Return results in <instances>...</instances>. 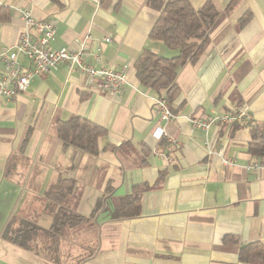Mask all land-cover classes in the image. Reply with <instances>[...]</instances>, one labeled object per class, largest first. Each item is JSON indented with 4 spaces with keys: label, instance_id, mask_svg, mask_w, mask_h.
I'll return each instance as SVG.
<instances>
[{
    "label": "crops",
    "instance_id": "crops-1",
    "mask_svg": "<svg viewBox=\"0 0 264 264\" xmlns=\"http://www.w3.org/2000/svg\"><path fill=\"white\" fill-rule=\"evenodd\" d=\"M213 1L224 13L198 60L179 70L175 117L164 120L156 100L166 93L143 86L135 62L145 50L165 57L180 50L150 36L160 16L151 0H0V51L16 49L29 10L55 22L54 49L85 41L90 62L124 69L129 81L112 94L63 63L12 98L0 95V264H264L239 259L241 246L264 245V161L249 152L252 127L264 133V0H240L229 11V0ZM19 62L29 66L24 55ZM5 71L0 55V78ZM241 105L251 124L207 135L190 122ZM73 115L107 130L98 154L57 136L55 123ZM63 178L75 181L65 206L89 221L32 238L30 248L4 236L23 221L51 228L47 191ZM136 188L140 214L113 218L116 199Z\"/></svg>",
    "mask_w": 264,
    "mask_h": 264
},
{
    "label": "trees",
    "instance_id": "trees-1",
    "mask_svg": "<svg viewBox=\"0 0 264 264\" xmlns=\"http://www.w3.org/2000/svg\"><path fill=\"white\" fill-rule=\"evenodd\" d=\"M239 1L229 0L226 10L234 8ZM150 3L160 10L150 36L163 40L173 49H179L180 53L174 57H165L145 50L135 62L136 76L143 86L158 92L165 91L166 97L173 102L180 94L177 82L179 70L188 62L198 60L224 12L218 9L213 0H206L200 8H196L190 0H151ZM247 19L245 16L242 20L245 22ZM55 131L65 146L72 145L93 155L100 151L99 138L107 133L103 126L79 115H73L65 121L58 120ZM249 152L264 161V133L260 126L251 129ZM74 186V180L63 178L47 191L48 197L53 200L51 228L43 229L36 223L23 221L16 232L11 234L8 230L4 236H11L15 243L30 248L32 238L58 237L67 228L89 221L88 217L65 206ZM140 199L138 188L129 195L119 197L115 201L112 217L122 219L138 216L141 210ZM224 242L236 243V239L226 237ZM239 259L243 263L264 262V245L256 241L241 246Z\"/></svg>",
    "mask_w": 264,
    "mask_h": 264
},
{
    "label": "built area",
    "instance_id": "built-area-1",
    "mask_svg": "<svg viewBox=\"0 0 264 264\" xmlns=\"http://www.w3.org/2000/svg\"><path fill=\"white\" fill-rule=\"evenodd\" d=\"M22 17L26 24V30L21 33L19 43L14 51L2 48L0 55L5 62L6 71L0 78V95L12 98L19 92L25 91L33 77L48 74L56 70L61 64L68 63L83 71L88 76V83H96L101 91L112 94H120L126 84L129 83L126 71L115 70L107 67H97L90 62L92 54L84 41L78 49L63 47L54 49L51 44L56 40V24L52 20H37L31 11L22 10ZM111 40L106 38V42ZM19 55H24L29 61V66H22ZM97 58L99 55L95 53ZM158 112L164 120L175 117L170 108L167 97L161 96L156 100ZM254 115L248 106H237L225 113L213 112L205 117H194L190 122L194 128L201 129L208 135L211 128L235 126L236 124H251ZM158 137L162 133H158ZM232 159H223L228 164ZM256 163L252 167L259 166Z\"/></svg>",
    "mask_w": 264,
    "mask_h": 264
}]
</instances>
